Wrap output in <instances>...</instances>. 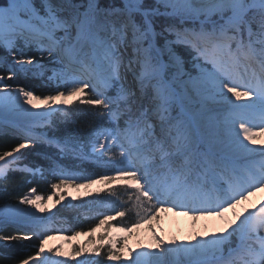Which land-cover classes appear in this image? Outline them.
I'll list each match as a JSON object with an SVG mask.
<instances>
[{
	"label": "snow or ice",
	"instance_id": "6c2138e0",
	"mask_svg": "<svg viewBox=\"0 0 264 264\" xmlns=\"http://www.w3.org/2000/svg\"><path fill=\"white\" fill-rule=\"evenodd\" d=\"M0 53V264L69 209L75 264H264V0H0Z\"/></svg>",
	"mask_w": 264,
	"mask_h": 264
},
{
	"label": "rangeland",
	"instance_id": "374dc122",
	"mask_svg": "<svg viewBox=\"0 0 264 264\" xmlns=\"http://www.w3.org/2000/svg\"><path fill=\"white\" fill-rule=\"evenodd\" d=\"M74 203H79V202H74ZM185 219L190 220L186 217ZM121 220L122 218L120 217L115 218V220L112 222L114 228L122 226V224L120 223ZM102 231H103L102 229H97V232H102ZM109 231L112 232V229H110ZM76 232H79V228H75L73 226L67 225L62 222H59V224L58 223L55 224L54 222L50 225L51 235H53L56 238L62 239V240L66 239L65 243L61 246L62 250L66 253V255L65 257H62L61 259L67 260L68 264H75V261L72 260L70 256V254L72 253L74 249L79 248L81 245H83L84 247H89L90 244L92 243V241H90L87 235L82 234V235L76 236L75 235ZM137 232H138V235L140 234L150 235V233H148L146 230H143V228L137 230ZM112 234L118 237L124 235V233H116V232H112ZM132 240H133V237L128 240V243ZM49 247L55 248V246H51V245H49ZM105 248L107 250V245L105 246ZM85 255H89V254L86 253ZM77 259H83V257H77Z\"/></svg>",
	"mask_w": 264,
	"mask_h": 264
},
{
	"label": "bare ground",
	"instance_id": "6f19581e",
	"mask_svg": "<svg viewBox=\"0 0 264 264\" xmlns=\"http://www.w3.org/2000/svg\"><path fill=\"white\" fill-rule=\"evenodd\" d=\"M254 199H258L254 198ZM49 207H51L52 202L48 201ZM162 221H161V226L163 227V229L168 232L169 234L172 235H178L181 237H186L187 235H189L192 231H193V224L191 220H186L185 217L183 216H174L170 213H163L162 214ZM203 221L199 222V224L196 226L197 229H200L204 226ZM143 230H146L145 228H143ZM150 235H134L133 236V240L129 242V245L133 248L137 247V243L138 241H144V242H148V237ZM65 240L59 239V238H55L52 239L48 242V246H62L65 243Z\"/></svg>",
	"mask_w": 264,
	"mask_h": 264
},
{
	"label": "trees",
	"instance_id": "16d2710c",
	"mask_svg": "<svg viewBox=\"0 0 264 264\" xmlns=\"http://www.w3.org/2000/svg\"><path fill=\"white\" fill-rule=\"evenodd\" d=\"M2 54V53H0ZM43 187V186H41ZM44 195H48L50 194L47 190H45L43 192ZM93 216L95 215V213L92 214ZM81 221L83 222L80 226H77V222H76V217L75 215L72 213L71 209H69L66 213L60 215L57 220L55 221V224L59 222L65 223L67 225L73 226L75 228H79V232H87L89 225L91 224V220L90 219H85V217L82 215L80 217ZM54 223V222H53ZM102 251H106V248L103 249Z\"/></svg>",
	"mask_w": 264,
	"mask_h": 264
}]
</instances>
